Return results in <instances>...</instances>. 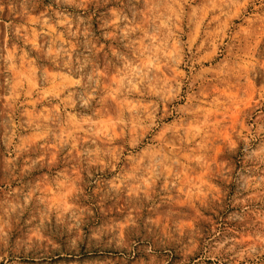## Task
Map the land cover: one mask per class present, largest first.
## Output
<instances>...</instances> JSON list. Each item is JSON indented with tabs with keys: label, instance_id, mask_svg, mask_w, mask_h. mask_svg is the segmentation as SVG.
<instances>
[{
	"label": "rangeland",
	"instance_id": "rangeland-1",
	"mask_svg": "<svg viewBox=\"0 0 264 264\" xmlns=\"http://www.w3.org/2000/svg\"><path fill=\"white\" fill-rule=\"evenodd\" d=\"M0 264H264V0H0Z\"/></svg>",
	"mask_w": 264,
	"mask_h": 264
}]
</instances>
